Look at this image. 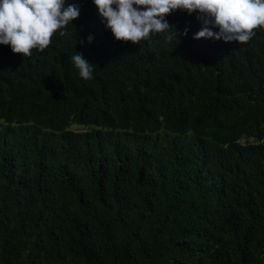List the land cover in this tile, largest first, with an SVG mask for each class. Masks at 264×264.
<instances>
[{
    "label": "trees",
    "instance_id": "trees-1",
    "mask_svg": "<svg viewBox=\"0 0 264 264\" xmlns=\"http://www.w3.org/2000/svg\"><path fill=\"white\" fill-rule=\"evenodd\" d=\"M68 2L46 50L0 45V264H264V30L175 11L187 35L125 43Z\"/></svg>",
    "mask_w": 264,
    "mask_h": 264
},
{
    "label": "clouds",
    "instance_id": "clouds-1",
    "mask_svg": "<svg viewBox=\"0 0 264 264\" xmlns=\"http://www.w3.org/2000/svg\"><path fill=\"white\" fill-rule=\"evenodd\" d=\"M92 3L105 29L112 32L115 40L125 43H151L157 35L171 42L187 35V28L181 33L168 22L167 16L175 11L195 13L202 22L203 27L194 34V39L244 43L256 36L253 29L264 30V0H92ZM79 15V5L68 0H0V45L9 46L14 54L31 56L33 49L46 50L54 40V33L59 37L67 35ZM93 39L90 34L87 43L91 44ZM79 43L83 46L85 41L81 39ZM69 59L82 79H93L96 65L82 53L75 51Z\"/></svg>",
    "mask_w": 264,
    "mask_h": 264
},
{
    "label": "rangeland",
    "instance_id": "rangeland-1",
    "mask_svg": "<svg viewBox=\"0 0 264 264\" xmlns=\"http://www.w3.org/2000/svg\"><path fill=\"white\" fill-rule=\"evenodd\" d=\"M75 130H78V129H82L81 127H78V126H74ZM243 142H246V139H242Z\"/></svg>",
    "mask_w": 264,
    "mask_h": 264
}]
</instances>
